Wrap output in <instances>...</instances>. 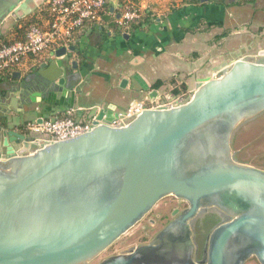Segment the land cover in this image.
Listing matches in <instances>:
<instances>
[{
  "label": "water",
  "instance_id": "obj_1",
  "mask_svg": "<svg viewBox=\"0 0 264 264\" xmlns=\"http://www.w3.org/2000/svg\"><path fill=\"white\" fill-rule=\"evenodd\" d=\"M45 1L0 0V33ZM263 116L261 54L223 64L181 104L146 109L120 126L109 108L69 140L37 146L5 129L0 264H90L168 197L188 207L149 242L99 264H264V169L234 152L237 134ZM209 214L220 223L195 261L193 233Z\"/></svg>",
  "mask_w": 264,
  "mask_h": 264
},
{
  "label": "crops",
  "instance_id": "obj_2",
  "mask_svg": "<svg viewBox=\"0 0 264 264\" xmlns=\"http://www.w3.org/2000/svg\"><path fill=\"white\" fill-rule=\"evenodd\" d=\"M46 1L20 22L46 28ZM127 3L141 7L144 19L123 31L116 20ZM17 22L1 25L0 45L24 38L13 29ZM70 47L63 58L57 51L31 56L0 77V154L5 129L31 139L29 122L71 108L82 122L94 121L100 109L122 114L175 91L191 94L223 64L264 54V0H112L103 22L84 26Z\"/></svg>",
  "mask_w": 264,
  "mask_h": 264
},
{
  "label": "built area",
  "instance_id": "obj_3",
  "mask_svg": "<svg viewBox=\"0 0 264 264\" xmlns=\"http://www.w3.org/2000/svg\"><path fill=\"white\" fill-rule=\"evenodd\" d=\"M112 0H47L45 11L49 17L46 28L33 24L26 31L24 38L0 45V77L22 66L24 60L31 56L42 57L62 47L69 48L76 39L77 33L87 24H100L108 14ZM144 19V10L132 3L124 5L117 26L129 30ZM189 94V93H188ZM187 94L166 96L163 100H147L131 105L120 114L114 122L120 126L125 120L138 115L146 109L173 107L184 102ZM77 110L69 109L61 117L34 120L27 124L32 144L42 145L57 141L69 140L89 132L94 121L82 122L75 119ZM95 120V119H94Z\"/></svg>",
  "mask_w": 264,
  "mask_h": 264
},
{
  "label": "rangeland",
  "instance_id": "obj_4",
  "mask_svg": "<svg viewBox=\"0 0 264 264\" xmlns=\"http://www.w3.org/2000/svg\"><path fill=\"white\" fill-rule=\"evenodd\" d=\"M180 94H187L186 97L190 96L187 92H181ZM168 95L170 96V94H167V96ZM162 100L165 102L164 98H162ZM262 118L255 121V123L252 124L253 126L248 127V125L244 127L237 134L235 139L234 152L237 154L238 159H242V162H248L250 165H259L264 156V116ZM180 202H182V200H178L174 197H168L162 200L137 226L90 264H99L102 260L117 254L125 248L138 245L151 239L156 233L163 229L168 221L172 220L170 210L180 204ZM150 222H152V224H150ZM247 264H259V262L256 258H252Z\"/></svg>",
  "mask_w": 264,
  "mask_h": 264
},
{
  "label": "flooded vegetation",
  "instance_id": "obj_5",
  "mask_svg": "<svg viewBox=\"0 0 264 264\" xmlns=\"http://www.w3.org/2000/svg\"><path fill=\"white\" fill-rule=\"evenodd\" d=\"M262 118V117H261ZM260 119V118H259ZM263 119V118H262ZM258 120V119H257ZM256 120V121H257ZM255 121L251 124H249L248 127L253 126L252 124H254ZM240 161L242 162V159H240ZM244 164L250 165L248 162H242ZM250 166L259 168V169H264V156L262 157L259 165L258 164H252ZM188 207V204L185 203L184 201L180 202V204H178L177 206L173 207L170 210V215L172 216V220L174 218L173 213L176 210H179V212L185 210ZM172 220L168 221L165 226L171 222ZM220 223V220L213 214H209L207 215L203 220L197 222L196 224V228L195 231L193 233V243L196 247L195 249V258L194 260L196 261L197 259H202L203 258V253H204V249H205V245L209 239V236L211 235V233L213 232V230L215 229V227ZM150 224H152V222H150ZM164 226V227H165ZM163 227V228H164ZM161 231V230H160ZM157 234V233H156ZM155 234V235H156ZM155 235L152 237L154 238ZM151 238V239H152ZM151 239L144 241L143 243H147L149 242ZM141 244V243H140ZM113 246V245H112ZM111 246V247H112Z\"/></svg>",
  "mask_w": 264,
  "mask_h": 264
},
{
  "label": "trees",
  "instance_id": "obj_6",
  "mask_svg": "<svg viewBox=\"0 0 264 264\" xmlns=\"http://www.w3.org/2000/svg\"><path fill=\"white\" fill-rule=\"evenodd\" d=\"M33 24H35V21L33 20V21H29V22H27V23H25V22H23V21H18L15 25H14V27H13V29H14V31L15 32H17V33H19V32H26L28 29H29V27L31 26V25H33ZM22 25V26H21ZM20 26H21V28H20ZM2 36L3 35H1L0 36V38L2 39ZM161 86V84H157V85H155V88L156 89H158L159 87ZM179 94V92L178 91H175V95H178Z\"/></svg>",
  "mask_w": 264,
  "mask_h": 264
}]
</instances>
